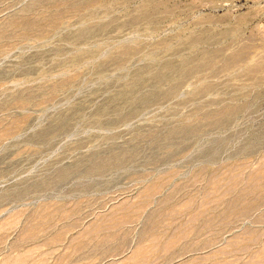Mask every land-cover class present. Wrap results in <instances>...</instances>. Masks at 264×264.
<instances>
[{
  "label": "rangeland",
  "instance_id": "obj_1",
  "mask_svg": "<svg viewBox=\"0 0 264 264\" xmlns=\"http://www.w3.org/2000/svg\"><path fill=\"white\" fill-rule=\"evenodd\" d=\"M0 264H264V0H0Z\"/></svg>",
  "mask_w": 264,
  "mask_h": 264
}]
</instances>
